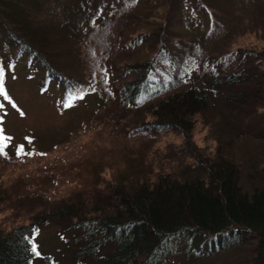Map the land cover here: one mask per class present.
Here are the masks:
<instances>
[{
  "label": "trees",
  "instance_id": "obj_1",
  "mask_svg": "<svg viewBox=\"0 0 264 264\" xmlns=\"http://www.w3.org/2000/svg\"><path fill=\"white\" fill-rule=\"evenodd\" d=\"M210 1L80 0L75 4L79 10L70 16L64 0H35V13L48 27L73 21L72 28L65 27L67 34H80L68 43L57 33L46 42H32L17 22L0 15L1 54L43 71L40 86L48 88L53 82L64 97L76 87L84 96L94 94L106 119L126 105L145 111L150 120L142 125L178 135L180 152L193 160L189 170L154 173V179L145 171L136 175L131 166L122 178L125 182L118 179L92 189L90 184L57 200L11 199L14 217L24 212L31 218L28 225L0 228V264H35L25 237L49 223L72 233L68 246L74 248L73 261L91 259L105 248L110 264H150L163 243L184 237L197 253L196 264H235L234 250L241 252L244 243L253 246L250 260L240 261L239 254L235 259L264 264V0H228L221 14L224 28L214 38L219 44L248 32L262 41L225 50L257 71L256 84L248 91L241 87L248 77L227 68L211 81H201L200 74V83L156 75L174 48L165 35V12L174 6L172 12L179 16L177 12L192 6L202 13ZM89 2L91 8L84 7ZM202 24L204 31V19ZM215 84L221 93L212 96H222L223 110L239 105L259 119L260 127L239 140L218 127L217 146L209 153L195 146L192 133L210 104L207 90ZM86 126L91 128V120ZM88 165L91 172V162ZM4 190L0 188V205L13 197Z\"/></svg>",
  "mask_w": 264,
  "mask_h": 264
},
{
  "label": "rangeland",
  "instance_id": "obj_2",
  "mask_svg": "<svg viewBox=\"0 0 264 264\" xmlns=\"http://www.w3.org/2000/svg\"><path fill=\"white\" fill-rule=\"evenodd\" d=\"M64 1L70 5L66 10L73 16L79 10L75 4L80 0ZM34 4L35 0H0V15L17 22L23 33L35 43L46 42L53 33L61 34L62 41L67 43L78 38L80 32L68 35L65 28H72L73 21L64 27L50 28L44 18L35 13ZM228 5V0H211L209 5L202 7V13L195 12L192 6L187 11L177 12L179 16L172 12L177 9L174 6L165 12V35L175 51L171 49L165 67L156 71L159 78L183 77L200 83V74L201 81H211L210 78H218L227 68L248 77L247 84L241 86L246 88L243 91L256 84L254 77L257 71L225 50L262 45V41L248 32L236 34L232 41L219 44L214 41L224 28L221 14ZM84 7L91 8V2ZM203 19L206 21L204 31ZM168 26L175 30H169ZM0 55V67L5 68V91L10 98L6 101L0 97V104L4 106L0 109V129L6 145L4 154H0V188L6 189L5 195L13 196L7 199L6 204L0 205V228L8 230L29 224L30 214L21 212L13 216L16 209L10 206L11 199L22 197L23 200L24 196H30L33 200L39 197L57 200L90 184L92 189L94 185L103 187L106 183L125 182L122 178L131 166L136 175L145 171L150 179H154V173H181L192 168L193 160L180 152L182 141L178 135L142 125L150 120L145 111L135 112L126 105L121 112H115L106 119L99 111L101 101L94 94L73 101L66 109L63 104L67 101L53 82L48 88L40 86L43 71L22 62L15 63L9 54L5 56L1 51ZM207 91L210 104L204 116L197 118L192 133V141L197 148L206 149L209 153L214 151L218 127L227 129L233 140H239L241 134L255 133L260 127L259 119L239 105L233 104L231 109L223 110L222 96H212L221 93L218 85ZM90 120L91 128H88L86 125ZM220 122H223L221 126ZM21 145L32 155L18 157L16 151ZM94 169L97 170L94 172ZM36 230L35 242L41 256L36 258L35 264H110L105 259V248L91 259L73 261L74 248L68 246L72 233L55 223L37 226ZM160 247L151 256L150 264L198 263L194 260L196 251L184 237L163 243ZM252 248L249 243L242 244L241 252L234 250L235 257L231 260L236 261L235 264L239 262L235 259L238 254L240 261L250 260Z\"/></svg>",
  "mask_w": 264,
  "mask_h": 264
},
{
  "label": "snow or ice",
  "instance_id": "obj_3",
  "mask_svg": "<svg viewBox=\"0 0 264 264\" xmlns=\"http://www.w3.org/2000/svg\"><path fill=\"white\" fill-rule=\"evenodd\" d=\"M105 83L107 84V79H105ZM88 88H91L92 91H95V89L92 87L91 84L88 85ZM0 97H3L4 100L8 101L9 98V94L5 91V68L4 67H0ZM84 99V92L80 91L78 87L68 91L67 96L65 97V100L67 102H65L63 104L64 108H69L71 107L73 101L75 100H82ZM4 106L3 104H0V109H2ZM13 107H15V105H13ZM21 115H23V113H21ZM3 130L0 129V154H4V150H5V143H4V136L2 134ZM16 155L19 157L21 155H32L31 152H26L25 148L23 145H21L17 151H16ZM41 156L45 155V153H40ZM36 231L37 230H33L32 235L30 237H25V240L27 241L28 245H29V249H30V253L32 255V258H38L41 256V252L38 250V244L35 242V237H36ZM29 264H32V261H29Z\"/></svg>",
  "mask_w": 264,
  "mask_h": 264
}]
</instances>
